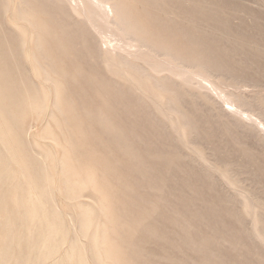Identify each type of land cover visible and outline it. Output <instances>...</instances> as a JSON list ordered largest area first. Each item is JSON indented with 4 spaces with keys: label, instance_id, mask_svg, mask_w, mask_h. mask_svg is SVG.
Wrapping results in <instances>:
<instances>
[{
    "label": "bare ground",
    "instance_id": "bare-ground-1",
    "mask_svg": "<svg viewBox=\"0 0 264 264\" xmlns=\"http://www.w3.org/2000/svg\"><path fill=\"white\" fill-rule=\"evenodd\" d=\"M144 1L153 5L154 11L157 6L159 10L166 12L167 20L172 19L174 22L178 13L189 25H185L186 28L182 26V30L178 29L180 26L171 30V24L168 26L167 20L168 25L165 22L159 24L160 16L154 15V18L149 15L151 22H144L141 11L132 8L134 0H0V21L3 20L7 27L6 29L2 25L0 27V228L6 232L4 240L0 242V264H10L11 261H14L13 264H56L57 259L61 260L59 264H91L89 256L97 264L122 262L124 251L111 237L119 228L114 224L115 217L110 204L104 196L90 202L82 200L86 187L96 188L95 172L87 168L82 172L69 155V149L51 133L52 123L62 128L63 121L71 119L75 113V109L70 105L74 103L73 99L69 97L67 90L73 77L75 80L81 77L90 84L101 87L103 95L101 99L106 105L95 107L93 110L89 107V110L87 108L86 110L107 137L112 136L113 139L116 137V143L120 141L121 146L116 147H126V142L122 140L127 134L120 126L122 124L114 121L116 118L113 119L110 114V111L115 110H110L111 102L114 101H110V105H107L109 97L107 99L106 95L112 93L107 86L111 81L115 83L114 86L112 85L114 94L121 95L120 93L127 90L138 98L139 101L135 100L139 106L143 103L154 108L152 112L149 110L151 114L153 113L152 120L157 119L164 133L168 135H172L171 131L175 133L171 138L178 148L183 145L193 150L201 144L208 147L211 151L209 157L196 153L197 157L192 155L196 158L185 154L186 158L190 163L196 164L195 166L209 164L211 161L222 166L223 171L218 179L214 178L215 172L212 174L210 168L206 171L203 169L205 175L213 181L220 180L221 185L229 183V186L235 187L237 193H231L227 198L228 202L240 204L236 209V216L240 221L245 218L242 211L249 215L252 210L258 212L259 228L258 225L257 229H254V226L252 228L258 231L261 240H264V186L260 183L261 177L256 171L251 170L253 173H249L248 165L242 166L243 163L239 166L240 164L231 156L221 160L212 140L202 137V130H206L209 125L211 135L221 130L217 141L224 143L226 147L230 144L228 133L232 135L234 144L239 147L245 145L237 138L242 128L248 129L250 135L256 136L259 141L264 140V95L260 92L250 95L241 90L237 92L232 88L225 89L220 85L225 80L230 83L227 85L233 83L235 89L248 85L250 80L229 71L234 68L223 61V53V59L220 58L219 52L224 50L234 53L238 50L237 47L245 44L242 37L252 39L254 33H259L260 30L252 23L256 21L254 16L256 14L243 13L241 18L247 19L249 25H243L246 28L242 29L241 33L238 32V35L231 32L229 25L238 27L245 21L235 23L240 17L229 18L224 13L223 5L220 6L217 2L226 0H183L184 3H188L185 8L180 0L175 1V4L179 2L178 6L171 4L173 0ZM234 1L236 0L227 2ZM252 1L258 5L256 9L264 13V0ZM157 7L156 12H159ZM143 8L145 9V6ZM249 26L252 28H248ZM109 32V35L116 37L115 43L105 38L109 36ZM261 32L263 33L258 37L263 39L264 30ZM181 35L191 47L176 46L178 42L174 43L176 39L174 37ZM202 36L213 38L214 40L210 41L216 42L217 45H220L218 42L221 43L223 39L228 41L227 45L232 40L234 45L225 47V44L219 50L217 45L209 44L208 41H206L208 44L201 43V39H204ZM248 42L251 46L250 51L255 49L261 55L264 53V47L256 44L255 40ZM85 57L88 58L90 65L88 70L78 63V58ZM66 61L69 65H66ZM106 73L113 78H107ZM256 82L253 84L257 87L264 85ZM195 88L198 91H194ZM213 92H216V96ZM119 95L115 96L119 97L118 103H120ZM110 96L114 98L112 94ZM116 102L115 100L114 105H117ZM122 104L123 101L120 105ZM224 104L229 105L232 110L226 108ZM144 105L141 107H145ZM204 105L208 106V113L199 115ZM27 109L38 113L39 116L43 114L48 116L47 134L43 139L50 141L49 147L36 141L32 144L27 138L28 135L26 146L29 151L21 148L19 141L17 143L14 141L12 130L23 122ZM82 109V112H86L85 108ZM119 109L124 110L126 107ZM84 116L88 117L85 114ZM89 120L91 121L90 117ZM248 125L252 126L251 131ZM69 131L73 132L71 129ZM111 138L109 139L112 140ZM128 139L130 141V137ZM132 144L129 154L138 165L143 162L144 157L136 153ZM61 148L62 154L59 150ZM251 152L243 148L244 157H252ZM154 156L156 157V154ZM17 166L19 167L16 170ZM148 168L146 167V172ZM55 170L58 172L57 176ZM16 171L20 176L16 175ZM144 172L140 173L146 175ZM57 180H60L59 184ZM233 186L231 187L234 188ZM13 190L20 193L13 194L12 202L24 209L25 218L31 220L32 224L25 234L28 253L22 255H15L11 250L13 238L10 231H13V223L12 218L9 217L8 195ZM57 191H62L65 199L74 203L76 213H64L59 208L56 200ZM252 201L256 203L255 209ZM73 214L78 220V225L72 219ZM108 222L112 223L111 228ZM249 232L251 233V229ZM250 237L253 238V235ZM64 247H66L65 251ZM137 252L140 253V250Z\"/></svg>",
    "mask_w": 264,
    "mask_h": 264
},
{
    "label": "rangeland",
    "instance_id": "rangeland-1",
    "mask_svg": "<svg viewBox=\"0 0 264 264\" xmlns=\"http://www.w3.org/2000/svg\"><path fill=\"white\" fill-rule=\"evenodd\" d=\"M134 1L135 2L132 5V8L141 11V15L144 17V22L149 23L152 21H150V15L153 18L154 16H160V20H158L159 24L161 22L166 23V12L159 10V7L156 6L161 13L156 12L155 5L154 11V9H152L153 5L145 2L144 0ZM173 1L171 2V4L178 6L179 2H176L175 4L176 0ZM180 1L181 4L183 2V8H185V6H188V3H184L183 0ZM227 1L228 0L217 2L220 6L223 5L222 7L225 9L224 13L228 15L229 18L233 16L240 17L235 20V23L245 21L244 24L238 26L240 27L239 29L241 31L233 24L229 25L231 32L235 34H238V32L241 33L242 29L246 28L243 27V25H249L247 19L241 18L243 13L247 12H250L251 14L253 13L252 15L256 14L254 15L256 17V21L252 23L260 31L259 33H254L252 39L246 36L242 37L243 39L245 38V40L239 38L242 39L243 42H245V44H243V46L245 47H237L240 51L236 50V52H234L235 54L233 52H224V50L223 52H219V56H221L220 58L223 59L224 57L223 61H226L229 67L232 66V69L234 68L233 70H229V67H227V69L229 71H233L238 76H242L241 78L250 80L248 82V85L240 86L239 89H235L233 88L234 85L232 86L233 83H231V85H227L230 83L226 80V83L221 82L220 85L225 89L232 88L235 91L237 90V92L241 90L250 95H254L258 92L264 95V85L257 87L253 84L254 82H256V80V83L260 82L264 84V53L261 55V53L257 52L255 49H253V51H250L249 49L251 46L250 44H248V41L255 40L256 44L264 47V38L260 39V37H258L260 33H263L261 31L264 30V13L256 9L258 5L252 0H236L233 3H229ZM148 4H150V6H148ZM144 6L145 9L143 8ZM234 7L236 8V10ZM145 10L148 11L145 12ZM180 17V14L177 13V17L174 20V22L176 21L175 24L174 22H172V19L167 20L169 25L167 23L166 24L168 26H170L171 24V30L177 29L179 26L180 27L178 29H181L182 26L184 27L185 25H189L187 23V20L185 21V19ZM162 18H165V20H163ZM0 22V27L2 25L6 29L7 27L5 26V22L3 20ZM180 22H182L183 24ZM176 26L177 28H175ZM248 28H252V26H249ZM109 34L110 32L108 33V35ZM105 38L107 40H112L114 43L116 42L115 36L109 35ZM174 38L177 39H175V42L173 40ZM174 38L172 39V41L175 44H177V42L178 44H180V46L177 44V47H191V44L184 38V36L181 35ZM207 39V37H204V39L202 38L201 40L204 41H201V43L208 41L209 44L217 45L216 42L210 41L214 40L213 38H209L208 40ZM185 41H187V43ZM231 41H229L228 45H234ZM181 42L185 44H182ZM218 43L221 45V47L220 45H217V49L221 50L222 46H224L225 44L227 45L228 41L223 39L221 41L222 44L220 42ZM205 44L208 43L206 42ZM226 45L225 47H228V45ZM245 49H248L247 53ZM244 51L246 54L244 53ZM222 53L224 54V56L222 55ZM228 55L232 56L228 57ZM233 56L234 58H232ZM86 62H88L87 57L81 59L78 58V63H80L85 69H89V62L87 64ZM66 65H69L68 62L66 63ZM237 72H239L241 75ZM106 76L107 78H113L111 75L109 76V73H106ZM106 76L105 79H107ZM73 78L74 80H72ZM73 78H71L67 90L69 97L73 99L74 103H70V105L75 109V113L73 116H71V119L67 120L69 122L63 121L64 126L62 128L52 123L51 133H53L54 136H56L59 141L69 149V155L73 158L74 161H76L79 169L82 172L86 168L92 169L95 172L97 181L96 188L92 186L86 187L83 191L84 197L82 198V200L84 202H90L93 200H99L100 196H104L106 201L110 204V207L112 208V214L115 217L114 224L119 228L112 233L111 237L112 240H114V242L124 251L122 253L121 264H264V240H261L262 238H260V233L254 230L259 228L257 216L258 212L252 210L249 215L245 214L246 212L242 211L244 214L243 217L248 219V221L245 218L244 220L240 221L236 216V209H238V206L240 204L235 205L231 202H228L227 198L229 194L237 193L235 187L233 185L229 186V183H226L227 185H221L222 182L219 183L220 180H214L216 182L215 183L213 179L206 176L204 172V169L206 171V169L210 168L209 170H212V174L215 172V174H213L215 177H213L215 179H218L220 173L223 171L222 166L217 162L211 161L209 162V164H200L201 166H203L199 167L200 165L195 166L196 164L194 165L193 163H190L188 161L189 159L186 158V155H195L197 157V155L201 153L205 154L206 156L208 155L207 157H209L211 151L208 147L201 144L194 147L193 150L189 147L188 149L183 145L178 148L175 142L172 141L173 138H171L172 135L174 137L175 133L172 131V135L164 133L163 128L158 125L157 119V122L152 120L153 113L151 114L149 110H151L152 112V109L154 108H150L143 103L142 104L145 107H141L143 106L141 103V105L139 106L136 102V100L139 101L138 98L134 94V96L131 95L132 93L127 90H124V95L123 93H120L121 95L114 94L115 92H113L112 85L114 86L115 83L111 81V83H109L107 86L109 91L112 92L107 93L106 95L107 99L109 97V104L107 103V105H110V101H114L111 102L112 106L110 105V110L113 111L115 109V114L111 111L110 114L112 115L113 119L114 117L116 118L114 121L122 124L120 126L124 128V131H126L127 134H124V140L120 138L122 141L126 142V147H116L120 145V141L118 140L116 143V137L113 136L114 139L111 138L112 136L107 137V134H104V132L100 129L99 124L96 123L89 114H87L86 108L88 109L90 107V110H93L95 109V107H104V104L106 102L101 99L103 96L101 87L96 85L95 87L94 85L90 84L89 81L83 80L81 77L76 78V80L75 77ZM210 78L213 79L212 77ZM95 88H98V90H95ZM194 91L198 90L195 88ZM110 94H112L114 98H112ZM213 94H215L216 96V92H213ZM118 95L120 96V103H122L123 101L122 105L118 103L119 97H115ZM88 96H91L90 98L93 99V101ZM78 98H80V100ZM115 100L117 101L116 103L118 106L114 105ZM80 102L81 104H79ZM83 105L84 107H82ZM224 106H227L226 108L232 110V108H229V105L224 104ZM119 107H126V109L120 110ZM202 107V109L200 110L201 112L199 111L200 113L198 114H207V111L209 110L208 106L204 105ZM82 108H85L84 110H86V112H82ZM116 110L118 112H116ZM84 114L86 116H89L85 117ZM116 114L118 115L116 116ZM149 115L151 116V119ZM89 117L91 121L94 122L90 123L91 121L89 120ZM47 118V115L44 116L43 114L39 116L38 113L27 109L23 117V122H21V124L17 126V128L14 127L12 130L14 141L16 143L17 141H19L20 147L24 148V150L27 149L28 151L29 148L26 146V144L28 143V139L31 141V143L33 141H36L44 146L49 147L48 145L50 141L43 139V137L47 134ZM78 122H82L81 125ZM211 125L215 127L214 124ZM247 127H249V125ZM220 128L223 129V127ZM249 128L251 131L252 126ZM70 129L73 131L72 133H70ZM245 129L246 128H242L244 132L240 130L241 132L239 131V135L237 134V138L245 144L243 145L244 147L242 145L239 147V145L234 144L233 137L230 133L227 134L230 140V144L227 145V147L224 145V143H220V141L218 142V135H220L221 130L216 133L217 136L214 133H212V136L209 132V125L206 130H202V137L204 136V139L212 140L215 148L218 149L217 153L218 155H220L219 157H221V160H225L226 156H231L233 160L240 164L239 166H241L243 163L244 164L242 166L248 165L249 167L247 168H249L250 170H247L250 171L249 173L252 174L256 171V173L262 179V181L260 182L261 185L264 186V140L259 141L256 136L250 135L251 132L249 133L248 129ZM90 130L92 132L94 131L93 134ZM255 132H257V130H255ZM244 134L246 135L244 136ZM26 136L28 139L26 138ZM99 136L101 141L99 140ZM105 136L108 138V140H106ZM129 137L130 141L128 139ZM109 138L115 141L113 142ZM139 138L140 140L138 141ZM131 141L134 144V150L136 151V153L138 152L137 154L142 155V158L144 157L142 159L143 162L139 163L141 165H137V163H135L136 160H133L131 158V155L129 154L132 144L130 143ZM166 142L168 143V146ZM128 146L130 147L128 148ZM243 148L248 149L249 151L251 150L253 156H247L248 158L244 157ZM59 150L62 154L63 149L61 148ZM155 154L156 157L154 156ZM195 156H192V158H196ZM130 158L132 160H130ZM245 160L246 162H244ZM144 164H146V166ZM18 167L19 166L16 167V170ZM140 167L142 169H140ZM146 167H149L147 172L145 170ZM251 170H253V172ZM32 171L35 172L33 169ZM140 172H144V174H146L147 176L141 174ZM29 173L31 174V171ZM54 173L57 176L58 172L56 170L54 171ZM16 175L20 176L19 174H17V171ZM145 176L146 179L144 178ZM57 183L59 184L60 180H57ZM231 186H233L234 188H232ZM223 188L225 191L223 190ZM15 192L20 193V191L13 190L8 195L10 210L9 217L12 218L11 220L13 223V231H10V234L13 238L11 250L15 255H22V253H28L26 252L27 247L25 245V234L32 224L31 220L25 218L24 209L12 202L13 194ZM63 194L64 193H62V191H57L56 194V200L59 208L64 213H76V207L75 205H73L74 203L65 199V196ZM255 204L256 203L252 201L254 209ZM73 215L74 216L72 219L78 225V220H76L75 214ZM256 222L258 224H256ZM108 226L111 228L112 223L108 222ZM253 226L255 227L254 229L252 228ZM248 229L249 231L251 229V233L248 231ZM5 233V230L0 228L1 243L4 240L3 238L6 235ZM250 235H253V238L250 237ZM38 239L40 240L41 237H39ZM187 240H190L192 242H188ZM135 242H138L139 245ZM183 242L186 243L183 244ZM187 243H190L189 246ZM135 244L139 248H137ZM65 249L66 247L63 248L64 251ZM63 250L62 253L64 252ZM137 250H140V253L137 252ZM89 259L91 264H97L93 259H91L90 256ZM60 261V259H57L56 264H59ZM13 263L14 261H11L10 264Z\"/></svg>",
    "mask_w": 264,
    "mask_h": 264
}]
</instances>
